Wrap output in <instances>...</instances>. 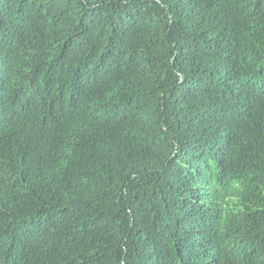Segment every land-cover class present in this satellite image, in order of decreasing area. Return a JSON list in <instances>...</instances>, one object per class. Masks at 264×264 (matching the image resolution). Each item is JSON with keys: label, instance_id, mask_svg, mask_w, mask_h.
<instances>
[{"label": "trees", "instance_id": "trees-1", "mask_svg": "<svg viewBox=\"0 0 264 264\" xmlns=\"http://www.w3.org/2000/svg\"><path fill=\"white\" fill-rule=\"evenodd\" d=\"M0 264H264V0H0Z\"/></svg>", "mask_w": 264, "mask_h": 264}]
</instances>
